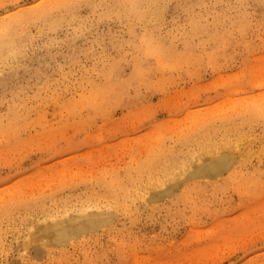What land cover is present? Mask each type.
I'll return each instance as SVG.
<instances>
[{"label":"rangeland","instance_id":"1","mask_svg":"<svg viewBox=\"0 0 264 264\" xmlns=\"http://www.w3.org/2000/svg\"><path fill=\"white\" fill-rule=\"evenodd\" d=\"M123 3L0 0V264H264V0H160L148 34ZM200 144L237 160L147 184L127 211L89 197L148 151L189 172ZM48 207L63 229L109 220L36 243Z\"/></svg>","mask_w":264,"mask_h":264},{"label":"bare ground","instance_id":"2","mask_svg":"<svg viewBox=\"0 0 264 264\" xmlns=\"http://www.w3.org/2000/svg\"><path fill=\"white\" fill-rule=\"evenodd\" d=\"M107 1L108 0H104V3L105 2L107 3ZM123 1H125V3H123L122 5L124 7L127 6V10L130 11L127 14V16H128L127 18L129 19L130 16L135 15L134 17L139 21V24H145L146 25L144 27V34H148V33L151 32V30H153L154 26H152V24H151L152 21L155 20V19L161 18V15L163 14V10H159V9H162L164 7V5L161 7L160 0L159 1H155V0H122V2ZM119 2L120 1H114L113 4H116V3L119 4ZM160 11H162V12L160 13ZM119 12L120 11H118L117 13H110V14H115L117 16L118 14H120ZM139 14H141V16ZM137 15H138V17H137ZM0 24H1V21H0ZM140 46H141V44H140ZM171 52H173L174 55L178 54V57H179V55L182 56V52H180L181 54L176 53L175 49H173ZM158 57H160L161 59L165 58V59H163L165 61L166 60H170V56L166 55L164 53H158ZM239 109H240V107H239ZM25 119H27V118H25ZM186 141L188 142L187 145H194L193 142H191L190 139H186ZM236 148H237V146H236ZM208 150L209 149H208L207 145L200 144V145L193 146V149H191V150L186 152L187 155H189V156L196 155V157H198L196 160H192V158H191L190 160H187L189 162H185L184 163L185 164L184 166L185 167L187 166V168H189V172L190 173L188 171H184L181 168V165L178 166L179 163L175 162V160H172V163L170 165L169 171L168 172L166 171L165 166H167L169 164L170 156H172L171 155L172 152L170 150L168 152H166V153H162L161 149H158L157 151H153V152H150V153L148 151L146 154H149V155L145 159L140 160V162H137V166L138 167H136V168H138V169H137V171H135V173L131 172L130 170L125 172V175L129 177V181H130L129 184L130 185L121 184L120 185V190L122 189V191H120V190L119 191H112V189L110 188L109 185H104L102 191H93L92 193L90 191L89 197L92 199V201L95 204H99V203H103V202H112L113 201L112 205L118 207L119 209H122L123 211H127L126 209H129L128 208L129 207V200L135 199L138 196V194L142 195L146 191L145 187H146L147 184L158 185V184H160L162 181H164L167 178H174L175 175H178L179 177L180 176L181 177H183V176L184 177H189V176H193V175L209 176V175H212V174H215V173L218 174V173H221L224 170L230 169L232 167L233 163L235 162V159L237 158V157L234 158L235 154H233V153H231L229 151L228 152L227 151L226 152H222L221 151V153L216 154L214 160H211V161H210V159L209 160H206V159L204 160L202 158V155H205L206 152H209ZM166 158H168V159H166ZM234 167H236V166H234ZM251 168L253 169V167H251ZM237 171H238V169H237ZM252 173H254V172H252ZM231 175H232V173H231ZM72 179H74V178H72ZM62 181L64 182V180H62ZM121 181H122V179H121ZM58 183L56 182V185H59ZM132 183H135V184L133 185ZM118 185H119V183H118ZM52 186H54V185L52 184ZM52 186H50V187H52ZM18 187H20V186L18 185ZM17 191L19 192V190H16V192ZM166 191H168V190H166ZM165 193H167V192H165ZM113 194H114V196H113ZM98 197H101V198L103 197V199H104V197H106L107 200H105L103 202H98L97 201ZM111 197L113 198L112 201H110ZM69 203L70 202L67 200V198H65V199L62 200V202H60V206H62L61 208L65 209L69 205ZM126 203H127L128 207H127ZM56 205H59V204H56ZM42 206H44V205H42ZM50 209H52V210H50ZM56 209H58V208H56V207L44 208L43 211H47V213H52V214H54L53 212H55L56 215H54V218L51 217L52 219H48L47 218L43 222H40V224L38 223L39 225L38 224L35 225L36 229L34 231H31L33 238L30 237V238L34 239V242L38 243L37 240L40 239L41 237H43L45 235V233L46 234L48 233L47 228L50 226V223H53L52 224L53 226L51 228H52V230H54V232L51 234L52 235L51 238L56 240L57 242H63L64 243L65 239H69V238L73 237L76 234L77 227H82L83 228V227L98 225L101 222L103 223L104 221H106V220L108 221L109 220L108 217H106V216H102V217L99 216L98 218L90 217V218H87V219H85L84 221H81V222L80 221H76V225H77L76 227L74 226V224L71 223L69 226H67L66 228L63 229L60 225H56L55 222L53 221V220L58 221V219H59V217L57 216V212L59 210H56ZM67 211H71V210H67ZM67 211H65V213ZM1 228H3V227H1ZM28 234H30V233H27V236H28ZM30 236H31V234H30ZM47 240L50 241L51 240L50 237ZM29 245L30 244H28V246ZM39 245L37 244V245L34 246L35 253H37L38 251L41 252L42 246H41V244H39Z\"/></svg>","mask_w":264,"mask_h":264}]
</instances>
